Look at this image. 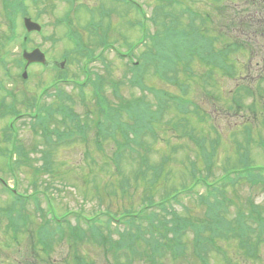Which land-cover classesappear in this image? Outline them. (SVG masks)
Masks as SVG:
<instances>
[{
	"label": "rangeland",
	"instance_id": "rangeland-1",
	"mask_svg": "<svg viewBox=\"0 0 264 264\" xmlns=\"http://www.w3.org/2000/svg\"><path fill=\"white\" fill-rule=\"evenodd\" d=\"M184 1V6L169 1L165 5L167 9L165 16L174 18V13L179 18L184 17L185 12L182 8L192 6L190 12L198 14L196 19L198 26L202 24V21L207 29L223 25L224 21L227 24L230 23L228 37H231L229 35L231 33L236 44H241L237 42V39L240 42L244 39L248 40L250 38L248 34L255 30L246 21L241 23L230 17V14H233L230 9L232 6L230 0ZM39 2L41 3H29L30 14L34 16L35 21L44 24L46 34L32 36L31 46L41 45L51 62L61 61L60 58L66 54L72 55L67 68L70 77L85 78L80 74V60L76 56L79 44L89 46L95 55H99L100 36H106L113 43V51L126 54L128 51L135 52L132 47H135L139 41L140 31L133 26L135 20L141 21L144 27L150 26L152 31L158 30L157 26L152 24L154 23L152 19L150 24L145 21L146 15L158 18V0H134L138 10L136 5L134 8L135 6L128 5L123 0L120 2L115 0H75L74 2L40 0ZM248 2L237 0L243 8L249 4L247 8L251 9L250 3H254V6L257 4L264 6V0H259L260 3L256 0ZM101 5H104L106 10L102 9ZM90 7L91 14H87V9ZM187 9L189 8H186V12L189 13ZM106 12L107 15H103ZM161 16L163 18L161 22H166L164 15ZM60 18L61 20L71 18L73 21L66 20L63 27L58 25ZM87 23L91 24L90 31H88ZM73 29L81 33L83 37L75 34ZM68 31L70 33L67 34ZM8 32L9 24L2 18L0 9V53L3 52V36L8 35ZM71 34H73L72 39ZM251 38L258 40L256 36ZM258 42L254 43L262 44L264 39L261 43ZM262 46L264 45H261V50L256 53L261 57L250 61L243 54L230 55L234 64L235 60H240L238 68L241 74L236 68L235 73L240 74L238 80L225 79L220 85L218 77L212 84L204 86L205 84L201 83L197 77L182 76L178 81L169 82V80L153 78L152 71L146 74L147 78L158 82L160 88L165 91L171 90L172 93L186 97L191 102L190 105H186L184 101L179 100V106L184 108L185 112H192L188 120L181 108L178 111L183 116L178 113L175 115L177 109L174 104L173 109L169 108L170 113L164 114V119L158 124L157 131L150 135L147 146L152 149V152L148 155V161L143 162V167L153 170L154 166L166 158L168 163L165 165L162 176L153 177L150 172L144 171L142 176L137 178V174L140 173L136 168L137 165L123 169L114 165L113 162L108 163L107 155L100 157L108 164L100 161L91 164V156L87 153L88 149H91V120L99 117L98 110H94L91 106L92 91L85 95L72 94L74 111L89 125V129H86L88 132L85 133L87 139L74 138L73 140L76 139L74 142L68 145L62 144L61 147L52 148L51 143L48 145V138L43 132L44 129L50 130V134L52 130L59 127L64 130L63 127H67L64 120L54 118L52 121L51 117L45 118L48 126L43 127L42 131L41 128H37V125L30 123L29 119H22L17 121L15 126L17 137L13 139L10 135V139H7L4 132L7 120L0 115V179L6 181L10 188L16 190L22 198H30L32 201L40 198L42 204V207H38L37 204L31 203L28 204L30 208H24L22 201L21 205H13L15 198L10 197L8 191H3L0 183V217L4 230L6 222L10 223L13 215L35 216L32 221L26 220V225L21 231L7 233L0 229V264H91V262L129 264L130 261L123 247H114L113 250H109L111 256L106 253L105 247L109 246L108 229L93 233L92 236L91 232H87L86 236L79 238L77 233L74 234L66 228L62 242H56L51 248H46L45 241L40 243L37 240L38 223L44 222L46 217L44 213L48 208L45 198L53 201L58 218H64L66 213L73 210H83L91 217L105 209L129 215L136 212L141 204H146L149 209L140 210L139 213L150 218L151 214H155L153 212L155 209L151 208L153 204H157L156 201L169 197L174 189L178 188L181 191L188 186L192 187L196 179L206 180L205 177L209 178L208 182L211 186L209 200L206 199L209 189L199 186L197 189L199 195L196 197L191 199L181 197L183 202L178 201L168 205L170 213L167 217L172 224L170 233L167 232V238H163L166 236L165 233L163 237L155 232L149 235L150 229L161 230L162 217L158 216L155 227L151 221H137L134 234L131 233L130 227L111 229L110 233L114 235L115 246L121 237L125 236L124 244L129 248L132 257L130 264H264V241L258 240L254 231L260 225L259 221L263 223L264 229V174L260 175L262 176L259 180L260 184L256 186L245 182L225 190L218 186L219 180L230 172L232 178L236 180L243 176L235 178L237 177L234 174L235 171L248 170L253 165L264 166V81L253 83V86L257 83L255 97L247 94L244 88L239 90V85L242 84L241 78L249 81L248 84L244 82L247 87V85L252 86V79H258L264 75L262 74L264 64H261L264 62ZM241 52L244 53L242 49ZM135 54L139 56L140 53L135 52ZM116 55V53L108 55L114 67L111 70L107 71L105 66L100 65L94 68L103 74L104 82L109 85L107 91L112 92L111 94H114L110 88L112 83L119 84L118 82L121 81L122 90L127 88L125 83L126 75H128V61H120V56L118 58L117 55L116 58ZM14 59H12L13 62ZM259 64H261L260 67H258ZM40 70L39 67L29 70V73H33L31 82L27 85L17 84V99L13 101L9 98V104L14 103L20 111H26L27 102L30 103L34 98L41 96V86L50 85L52 82L49 81L55 77V72L41 74ZM15 71L18 72V70ZM0 72L2 73L1 69ZM260 72L262 73L259 74ZM222 74L225 75V73ZM178 85L186 86L187 89L179 88ZM68 90H71V87H68ZM129 90H123L128 97L131 93H135ZM152 92L153 90L147 89L144 92L136 91L137 98L144 94L143 98L152 100L153 97L150 94ZM43 96L49 98L47 101L49 104L50 95ZM171 123H177L175 130ZM92 136L93 144L97 135L93 133ZM190 136L194 137V140H188ZM16 144L23 147L24 153L17 155L13 151ZM104 146L106 152L107 149L112 150L115 144L113 141L107 143L105 141ZM200 151L208 154L216 151V155L214 159L212 158L210 168L199 164L200 173L197 177H192L193 171L190 164L198 159L196 157L199 156ZM10 156L13 158L11 159ZM228 170L229 173H227ZM217 187L220 191L216 190ZM149 201L154 203L149 204ZM35 207L38 209L35 210ZM48 216L52 218L51 213ZM3 218L6 219L3 220ZM183 218L187 219L186 226ZM75 224V221L70 223L71 226ZM103 228L107 227L104 225ZM180 237L183 243L179 241ZM136 240L141 243L136 245L141 248V252L135 248ZM256 243H259L258 251ZM142 244L149 248L155 247L158 258L154 262L146 260L151 254Z\"/></svg>",
	"mask_w": 264,
	"mask_h": 264
},
{
	"label": "trees",
	"instance_id": "trees-1",
	"mask_svg": "<svg viewBox=\"0 0 264 264\" xmlns=\"http://www.w3.org/2000/svg\"><path fill=\"white\" fill-rule=\"evenodd\" d=\"M176 1V0H174ZM178 1V0H177ZM185 1L180 0V5L184 6ZM186 8H192L191 6L185 7ZM184 9V8H183ZM167 10V9H166ZM189 13H185L184 17H178L173 13V17L165 16L166 11H163L164 18H166V22H161L160 27L158 29V35L156 38L158 39L157 45V52L159 55V59L161 62L165 65L168 64L169 66H163V68H159L160 66L155 68V74L160 76L162 79H166L170 73L173 77H171L173 80L178 81L182 76H191V77H197V79L200 80L198 75H200V72L195 67L196 65L192 63L187 68H180L176 66V63L173 59V55H176L177 57H180V53L186 51V48L191 49V51H194V47L198 45V41L201 38V35L205 39V34L207 35L206 44H207V55L210 57L212 55L211 59L219 58V60H211L210 61V68L209 71L214 73L215 69L220 70L221 73H225V75H228L232 77L235 74L236 67L233 61L231 60L230 55L235 54L234 51L227 50V47L229 46V43H231V38L227 37L226 34L223 33L225 30L217 31L215 29H206V26L204 25L203 21L200 26L196 24V19L198 17L197 13L190 12V10H187ZM190 15V16H189ZM173 22V23H172ZM175 27H174V26ZM205 30V31H204ZM186 33V34H185ZM223 33V34H222ZM222 34L220 43L218 41L219 36ZM7 42L10 41V36L4 37ZM15 38V36H14ZM17 38V37H16ZM190 38V40H188ZM199 39V40H198ZM220 47H218V44ZM155 45L152 46L151 52H154ZM219 55V57H216V55ZM149 70L146 66L135 68L132 73L134 75L133 79L130 80L129 87L136 88L137 86H143L142 84H147L148 90H153L152 93H160L161 97H155L152 100H148L147 98H136L131 97L129 100L124 101L122 99V92L121 87H119L117 84H113V92L116 94H111L106 90V83L104 82V77L98 79L100 75H96L97 78L91 82L93 86V96L91 97L92 104L94 110H98V116L94 117L91 120V149H88L87 153L91 156V164L95 163L96 161H100L102 163L108 164L112 163L114 165H117L120 168H127V167H133L134 165H137V169L140 171L138 175L141 177L143 170V162L146 158H148V155L152 152V149L147 146L148 141H150V135L154 134L157 131V126L159 123H161L164 119L165 113H170L169 108L171 106V102H175L176 100L172 99L171 102L168 98L163 97V93L165 92L163 89L159 88L156 84L152 83V78L149 79L146 76L147 72ZM203 73V72H201ZM210 74L212 76L213 74ZM204 74V73H203ZM142 78V80L138 83V85L135 84L136 81H139V79ZM203 83L206 84L209 81V78H206L202 76ZM213 79V76L210 78V80ZM56 83H58L56 81ZM149 83L152 84V86L149 85ZM209 84H212L208 82ZM187 89L186 86H182ZM118 93V94H117ZM64 94V95H63ZM59 96H63L61 101H63L64 105L61 104V101L59 105L53 102L51 104V109L53 111H63V113L66 114L67 111L72 110V105L70 103V99L68 95L63 92L59 91ZM122 97V98H121ZM118 101V102H116ZM126 102V103H125ZM117 103V104H116ZM184 104L190 105L191 102L189 100H185ZM38 109V113L41 115L37 116V122L35 125H37L39 128L42 129L43 127H46L47 124L45 123V113L44 110L47 109L49 115L52 114V111L50 108H45L44 106L40 105V102H34L31 104L30 109L35 110ZM181 108L184 111V108L179 106V102H176V112L175 115L180 114L183 116L178 110ZM173 109V107H172ZM122 110L123 113H122ZM185 112V111H184ZM92 113V112H91ZM184 115L187 117L188 120V114L192 113L191 111L185 112ZM127 117V122L123 123L121 120L123 117ZM80 119V118H77ZM81 121L72 122L70 119L65 120L66 128L63 127V131H53L52 134L57 137V140L65 141V145L71 144L76 139L86 140L85 132L83 128L81 127ZM180 123V122H179ZM173 130L177 128V123H171ZM174 125V127H173ZM57 130L61 129L56 128ZM44 131L49 134L50 130L44 129ZM87 133V132H86ZM93 133H96L97 139L95 143L93 141ZM195 134V132H194ZM99 137V138H98ZM76 138L75 140H73ZM101 138V140H100ZM47 140L52 141V139L48 138ZM72 140V141H71ZM50 141L48 145L50 144ZM102 141V142H101ZM111 142L115 144V146L112 148V150H108L105 152V146L104 142ZM53 142V141H52ZM58 146V143H54L52 145V148H55ZM15 152L17 155L24 153L23 147H18L15 149ZM48 156V153H46ZM98 155V157H96ZM107 155L109 162L106 163L103 158L100 156ZM99 158V160H98ZM107 159V158H106ZM50 166V164H49ZM163 173V172H162ZM149 204H152L154 202L149 201ZM166 204H163L165 206ZM143 206V205H142ZM154 217L152 218V221H154ZM14 228V227H13ZM150 229V228H149ZM161 230L156 231V234L158 236L163 237V233H165V237L167 238L168 235L166 231L162 228ZM153 233L150 229L149 235ZM260 233H264V229L260 228ZM153 251L155 252V248H153Z\"/></svg>",
	"mask_w": 264,
	"mask_h": 264
},
{
	"label": "water",
	"instance_id": "water-1",
	"mask_svg": "<svg viewBox=\"0 0 264 264\" xmlns=\"http://www.w3.org/2000/svg\"><path fill=\"white\" fill-rule=\"evenodd\" d=\"M28 26L29 27H34V28L38 29L36 27V25L33 24V23H31L30 21H28ZM27 58H28V60L29 59H32V60H35V61H43V56L41 55V53L39 51H35L34 53L28 55Z\"/></svg>",
	"mask_w": 264,
	"mask_h": 264
}]
</instances>
